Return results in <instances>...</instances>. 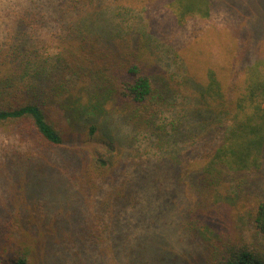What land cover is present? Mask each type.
Masks as SVG:
<instances>
[{"label":"trees","instance_id":"trees-1","mask_svg":"<svg viewBox=\"0 0 264 264\" xmlns=\"http://www.w3.org/2000/svg\"><path fill=\"white\" fill-rule=\"evenodd\" d=\"M171 8L183 25L190 15L209 18L212 2L175 0ZM65 9L74 15L71 20L52 26L44 15L25 9L0 44V131L25 143L28 156L37 154L45 162L38 170H47L36 177L32 170L37 164L9 168L15 201L9 200L0 217V264L69 260L65 238L70 219L124 160L125 149L106 122L116 117L138 132L163 133L160 116L168 100L182 93L184 81L163 69L154 54V34L127 27L125 19L114 25L101 0L71 1ZM50 50L55 53L48 55ZM246 72L244 86L234 82L235 91L226 95L210 70L203 92L219 97L216 106L205 101L207 110L194 109L187 119L195 118L188 125L192 134L202 130L207 117H214L213 129L228 119L224 142L208 162L186 167L188 174L202 175L205 193L217 203L226 199L222 177L257 172L263 165L264 59ZM52 156L62 161L50 163ZM127 204L121 200L120 209ZM246 212L264 239V199H255ZM85 233L72 227L75 236ZM151 242L146 250L150 259H137L140 264H264V243L234 227L218 231L208 226L191 262H182L163 242V249L152 250Z\"/></svg>","mask_w":264,"mask_h":264},{"label":"rangeland","instance_id":"rangeland-1","mask_svg":"<svg viewBox=\"0 0 264 264\" xmlns=\"http://www.w3.org/2000/svg\"><path fill=\"white\" fill-rule=\"evenodd\" d=\"M71 1L77 2L0 0V44L7 41L16 15L25 9L44 15L48 26L58 25L74 16L65 9ZM101 2L107 17L115 18L114 25L125 19L130 23L127 27L154 34L159 64L184 82L182 93L168 100L160 116L158 126L163 133L138 132L126 119L116 117L106 122L125 149L122 166L70 219L65 238L69 260L57 264H140L137 259H150L146 250L151 239L152 250L163 249V242L182 262H191L200 253L198 242L208 226L218 231L239 228L247 238L264 243L246 212L255 199H264V155L260 171L222 177L227 187L226 199L220 203L205 193L202 175L188 174L186 169L197 162L206 164L228 130V119L213 129L214 117L205 118L199 133L192 134L188 127L195 120L188 123V117L197 109L207 110L205 101L216 106L219 98L204 95L209 71L215 72L223 92L230 95L236 89L234 82L244 86L247 68L264 59V0H211L209 18L190 15L183 25L171 8L175 0ZM54 53L50 50L47 54ZM27 152L25 143L0 131V217L14 198L15 179L8 178L10 169L45 163L37 154L30 157ZM49 161L59 164L62 160L52 156ZM38 168H33L32 174L42 177L47 170ZM123 199L128 204L120 209ZM72 227L87 233L75 236Z\"/></svg>","mask_w":264,"mask_h":264}]
</instances>
